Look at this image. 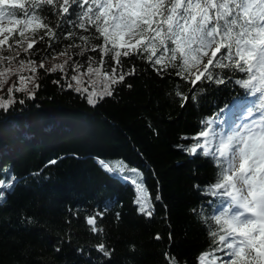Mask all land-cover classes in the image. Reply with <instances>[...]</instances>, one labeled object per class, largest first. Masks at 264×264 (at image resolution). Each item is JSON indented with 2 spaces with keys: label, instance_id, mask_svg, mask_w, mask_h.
I'll return each instance as SVG.
<instances>
[{
  "label": "trees",
  "instance_id": "1",
  "mask_svg": "<svg viewBox=\"0 0 264 264\" xmlns=\"http://www.w3.org/2000/svg\"><path fill=\"white\" fill-rule=\"evenodd\" d=\"M43 15L59 39L50 41L44 36L41 40V31L28 52L23 51L25 43L3 55L16 56L19 51L18 60L45 65L67 45L83 44L79 35H92V30L84 32L66 22L74 16L61 19L48 6ZM69 29L77 33L71 40L62 35ZM28 36L32 38L31 33ZM12 39H20L18 33L9 43ZM78 52L69 49L72 59L63 73L46 71L54 64L37 67L35 74L27 69V77L35 75L39 85L35 97L29 99L14 90L17 102L7 111L0 109V179L7 174L16 177L0 200V264H169L166 253L181 264H199L198 257L209 248L210 239L206 225L192 210L206 218L229 207L230 201L225 199L221 206L218 197L202 191L214 182L217 166L209 158L184 151L193 140L181 137L195 136L201 121L214 119L235 99H248L237 107L238 121L248 116L245 109L256 97L235 83L244 74L224 70L226 77L232 75L231 81L197 82L193 89L175 70L158 75L146 60L133 55L122 62L125 69L134 67L136 74L126 76L112 96L92 106L86 94L67 87L75 84L71 81L76 74L73 62L85 65L83 73L88 57L99 59L96 52L84 56ZM59 57H64L62 63L67 59ZM108 63L114 65L111 60ZM84 81V87H89L87 76ZM177 84L188 96L183 107L175 95ZM27 87L32 90L34 84L27 83ZM258 116L256 112L253 117ZM227 123L225 132L237 126L231 120ZM97 158L122 160L143 174L154 206L151 217L140 213L133 202L134 186L102 169ZM157 194L160 200L155 199ZM97 212H103L97 217L103 232L94 234L85 218ZM101 242L113 250L110 259L97 251ZM216 254L228 258L224 252Z\"/></svg>",
  "mask_w": 264,
  "mask_h": 264
},
{
  "label": "snow or ice",
  "instance_id": "2",
  "mask_svg": "<svg viewBox=\"0 0 264 264\" xmlns=\"http://www.w3.org/2000/svg\"><path fill=\"white\" fill-rule=\"evenodd\" d=\"M45 6L61 19L74 16L66 20L73 27L84 32L92 30L90 36L79 35L83 44L71 43L52 57L66 56L63 63L46 69L65 72V66L72 59L71 48L79 49L77 54L81 56L88 51L98 53V60L88 57L85 61L86 72H81L85 65L73 62L76 74L71 76V81L75 84L67 85L77 93L86 94L92 106L105 96H112L114 87L123 83L126 76L136 74L134 67L125 69L122 62V58L133 55L146 60L158 75L175 70V75L190 83L193 89L197 82L223 84L231 81L236 73L244 74L235 83L245 89L247 95L256 97L245 109L247 115L253 117L259 112V116L227 132L217 123L218 117L204 120L195 136L181 138L193 140L184 148L189 155L199 154L217 166L214 182L202 191L218 197L217 203L221 206L225 199L230 201L229 207L206 218L197 209L192 210L206 225L210 239L209 248L198 257L199 264H264V0H0V90L13 75L20 82L19 86L14 82L7 89V99L0 96V109L7 111L17 102L12 95L14 90L26 93L31 99L39 88L35 75L25 77L21 73L27 68L35 74L37 67H45L43 61L37 66L32 60H18L19 51L16 56L3 53L25 43L23 51L28 52L37 42L34 37L41 31L44 32L41 40L44 36L50 41L59 39L48 17L43 15ZM5 19L11 26L3 25ZM17 33L20 39L9 43ZM26 33H31L32 38ZM62 35L71 40L77 33L69 29ZM94 40L101 42L93 43ZM51 46L49 42L48 47ZM109 60L114 65L109 64ZM224 70L232 75L226 77ZM85 76L89 87H84ZM27 83H33L34 88L29 90ZM175 95L181 98L183 107L188 96L179 84ZM192 99H196L194 93ZM214 124L216 128L212 127ZM97 163L106 172L130 182L134 186L133 202L138 205V211L152 216V198L138 169L129 168L122 160L110 162L97 158ZM15 180L11 174L0 179V200L3 190L10 189ZM155 199L160 200L159 194ZM98 216L102 217L103 212L85 218L94 234L103 232L97 226ZM155 238L160 239V236ZM96 249L111 258L113 250L103 242L96 245ZM55 250L59 252L60 247ZM216 252H224L228 259L223 260ZM165 258L169 264H181L167 253Z\"/></svg>",
  "mask_w": 264,
  "mask_h": 264
},
{
  "label": "rangeland",
  "instance_id": "3",
  "mask_svg": "<svg viewBox=\"0 0 264 264\" xmlns=\"http://www.w3.org/2000/svg\"><path fill=\"white\" fill-rule=\"evenodd\" d=\"M3 25L5 26V27H9V26H11L10 24H9V22H8V20H4V22H3ZM5 34H7V33H5ZM26 35H29V33H26ZM64 59V57H58L57 59H51V60H49L48 62H45L46 64L45 65H53V64H55L56 62L57 63H59V64H61L62 63V60ZM14 67H15V65H14ZM22 75H24L25 77H27V68H25V70L21 73ZM15 75H13V76H11V77H14ZM11 77H10V79H11ZM9 79V81H8V83L7 84H5L4 85V87H3V90H0V96H3L4 98H6V93H8L7 92V88L8 87H10V86H12V80H10ZM17 79V80H16ZM16 79H14L13 80V82L15 81L16 83H20L19 82V80H18V78H17V76H16ZM234 112V106H229L226 110H225V112H224V115H223V117H226V116H228L230 113H233ZM219 119H221V118H219ZM225 127V126H224ZM217 255V254H216ZM217 256H219V257H222V256H220V255H217ZM223 259V258H222ZM223 260H227V259H223Z\"/></svg>",
  "mask_w": 264,
  "mask_h": 264
}]
</instances>
